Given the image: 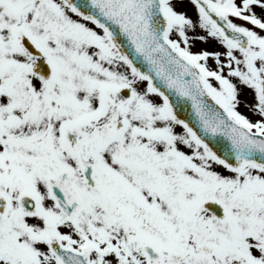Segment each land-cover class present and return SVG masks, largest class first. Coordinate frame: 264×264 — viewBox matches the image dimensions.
<instances>
[{"label":"snow or ice","instance_id":"obj_1","mask_svg":"<svg viewBox=\"0 0 264 264\" xmlns=\"http://www.w3.org/2000/svg\"><path fill=\"white\" fill-rule=\"evenodd\" d=\"M181 2L0 0V264H264V0Z\"/></svg>","mask_w":264,"mask_h":264},{"label":"rangeland","instance_id":"obj_2","mask_svg":"<svg viewBox=\"0 0 264 264\" xmlns=\"http://www.w3.org/2000/svg\"><path fill=\"white\" fill-rule=\"evenodd\" d=\"M177 7H178V9H181L182 7L185 8L188 12L192 13L194 18L196 17L195 9L193 8V5L191 4V2L189 0H182L181 3L177 4ZM202 45H206V44H204L202 42L200 43L199 41L195 40V41H193L192 50L193 51L201 50L202 49L201 48ZM217 47H218V45H215V46H212V48H209L208 50H213V49H215ZM209 63H210V65L212 67H215V64L211 60L209 61ZM246 94H247L248 99L250 100L251 96L248 95L249 93H246ZM240 110L242 112L247 113L249 116H252V114L249 112V110L247 108H245L243 105H241ZM252 118L255 119L256 117H252Z\"/></svg>","mask_w":264,"mask_h":264}]
</instances>
